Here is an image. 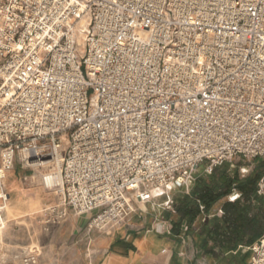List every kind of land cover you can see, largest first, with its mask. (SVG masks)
Listing matches in <instances>:
<instances>
[{
	"label": "built area",
	"instance_id": "obj_1",
	"mask_svg": "<svg viewBox=\"0 0 264 264\" xmlns=\"http://www.w3.org/2000/svg\"><path fill=\"white\" fill-rule=\"evenodd\" d=\"M236 158L264 159V0H0V231L15 165L59 166L45 225L92 231Z\"/></svg>",
	"mask_w": 264,
	"mask_h": 264
},
{
	"label": "crops",
	"instance_id": "obj_2",
	"mask_svg": "<svg viewBox=\"0 0 264 264\" xmlns=\"http://www.w3.org/2000/svg\"><path fill=\"white\" fill-rule=\"evenodd\" d=\"M38 174L43 175L41 169L27 178L35 179ZM8 195L13 206L27 203L28 198L18 192L14 197ZM166 212H134L114 227L92 231L87 230L90 215L69 212L62 223L45 225L42 213H12L9 220L4 212V225H9L6 229L3 225L0 258L27 247L38 255L40 264H217L184 225L179 230L174 227L177 215L173 207ZM213 214L201 213L193 227L197 230V223ZM222 215L217 213L216 217ZM247 251L249 248L233 264H249Z\"/></svg>",
	"mask_w": 264,
	"mask_h": 264
},
{
	"label": "trees",
	"instance_id": "obj_3",
	"mask_svg": "<svg viewBox=\"0 0 264 264\" xmlns=\"http://www.w3.org/2000/svg\"><path fill=\"white\" fill-rule=\"evenodd\" d=\"M264 172V163H262ZM260 173L252 174L243 180L227 177L225 165L216 168L207 180L198 181L188 195L182 193L172 201V207L177 215L174 223L176 229L186 227L202 251L217 264H233L245 248H250L264 235V199L255 193ZM235 188L240 198L222 207L223 215L197 223L201 214L208 215L213 207ZM196 227V226H195ZM211 241V246L208 242Z\"/></svg>",
	"mask_w": 264,
	"mask_h": 264
},
{
	"label": "rangeland",
	"instance_id": "obj_4",
	"mask_svg": "<svg viewBox=\"0 0 264 264\" xmlns=\"http://www.w3.org/2000/svg\"><path fill=\"white\" fill-rule=\"evenodd\" d=\"M262 163H264V159L250 160L236 158L224 164L225 174L229 178L235 176L237 177V179L243 180L252 174H261L263 169ZM203 168V166H200L198 168L197 173L194 174L193 181L189 185L188 189L181 188L183 194L188 195L192 187L198 181L207 180V177L209 176H205L202 174ZM52 171V169L41 170L42 174H46ZM263 173L261 174V177ZM34 175L35 173H32L29 170H23L18 165H15L13 171L6 176L5 188L7 193L14 197L15 193L18 192L28 198L27 203L24 205L18 202V205L13 206V203H11L13 202V199L10 201V203H8L7 209L5 210V214L9 220L12 219V213H43V210L45 208L54 206L59 202V195L55 194L53 190L45 189L42 185L40 177H36L35 179L27 178L33 177ZM38 176L40 175L38 174ZM24 178H27V180H24ZM178 190L179 189H170L154 192V198L145 205H138V208H136L135 213H167V210L164 208V204L167 201H170L172 206L173 199L176 196L182 194L181 192H178ZM240 196L241 194L235 188H233L231 190V193L225 198L221 199L210 211V213H214V216L210 217L209 219L204 218L202 221H200V223H203L205 220L213 219L214 217H216L217 213H222L221 207L225 202L232 203L239 199ZM199 209L202 213L203 208L200 207ZM8 225L9 223L5 224L4 228L6 229ZM2 233L3 231L0 232V238L2 237ZM258 241L259 240H257L254 244L258 243ZM247 254L249 257H251L250 251H247Z\"/></svg>",
	"mask_w": 264,
	"mask_h": 264
},
{
	"label": "bare ground",
	"instance_id": "obj_5",
	"mask_svg": "<svg viewBox=\"0 0 264 264\" xmlns=\"http://www.w3.org/2000/svg\"><path fill=\"white\" fill-rule=\"evenodd\" d=\"M40 169H36L35 171H38ZM40 179L42 182V185L45 189L55 187L57 185H60V179H59V166L55 169V171L49 172L47 174L40 175ZM54 192H57L55 189ZM9 200L5 203L3 211L7 209ZM2 224L4 225V221L2 218Z\"/></svg>",
	"mask_w": 264,
	"mask_h": 264
}]
</instances>
